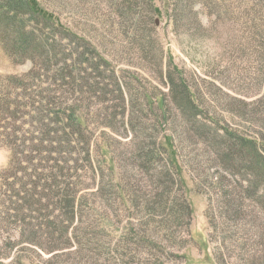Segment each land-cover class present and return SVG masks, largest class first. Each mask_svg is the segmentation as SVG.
<instances>
[{"label":"trees","instance_id":"1","mask_svg":"<svg viewBox=\"0 0 264 264\" xmlns=\"http://www.w3.org/2000/svg\"><path fill=\"white\" fill-rule=\"evenodd\" d=\"M20 1L28 21L34 22L38 15L41 22L28 26L29 34L27 28L17 27L19 50L31 54V70L0 77V145L11 153L9 167L0 173V230L13 226L23 240L50 255H62L69 264L178 260L174 250L189 237L192 211L172 141L153 145L138 156L129 151L133 158L129 170L128 154L120 156L112 150L124 144L107 132H114L113 121L123 134L137 128L133 117L138 110L129 112L131 95L124 77L89 44L73 40L69 31L38 12L32 0H25L31 5ZM248 1L264 26V13L254 12L258 6L264 12V0ZM145 23L150 25V18ZM260 36L264 48V34ZM94 103L108 105L93 107ZM193 108L189 116L194 126L207 127L198 120L199 107ZM223 131L221 135L210 130L208 142L214 148L210 162L223 167L229 187L247 188V195L254 196L259 178H264L260 175L264 143ZM137 138L126 146L136 152L149 147ZM220 181L214 185L220 187ZM238 205L231 207L239 209ZM108 210L116 218L128 214L129 221L119 227L122 234L115 242L105 235L109 229L104 223L112 222ZM5 255L0 252V264H6ZM12 262L21 263L17 258Z\"/></svg>","mask_w":264,"mask_h":264},{"label":"rangeland","instance_id":"2","mask_svg":"<svg viewBox=\"0 0 264 264\" xmlns=\"http://www.w3.org/2000/svg\"><path fill=\"white\" fill-rule=\"evenodd\" d=\"M32 2L38 12L69 31L73 40L89 44L129 85V112L138 110L133 117L137 128L123 134L118 132L120 124L112 120L114 132L107 129L124 144L112 150L120 156L128 154L129 170L133 164L129 151L138 156L153 145L172 141L192 215L189 237L174 250L178 260L171 264H264V178H259L260 188L254 196L247 195V188L229 187L223 167L210 162L214 148L208 142L211 129L221 135L224 129L264 143V48L259 45L264 26L251 11L252 1ZM258 11L264 13L260 6L254 8ZM2 13L0 77L28 73L31 54L20 52L17 27L27 28L29 34L28 26L40 25L41 20L36 15L34 22L28 21L27 9L18 0H0ZM147 18L150 25L145 23ZM107 105L94 103L93 107ZM193 105L199 107L198 120L207 127L194 126L189 116ZM136 136L138 143L149 147L139 152L129 149L126 145ZM10 160L9 149L0 145V173ZM214 181L221 186L216 187ZM232 203L239 204V209L231 207ZM109 212L112 222L104 223L109 229L105 235L115 242L122 234L119 227L129 221L128 214H121L122 219ZM131 223L138 224L136 220ZM18 232L13 226L1 227L0 252L10 253L4 257L6 264H14L16 258L20 264H69L62 261V255H50L23 240Z\"/></svg>","mask_w":264,"mask_h":264}]
</instances>
